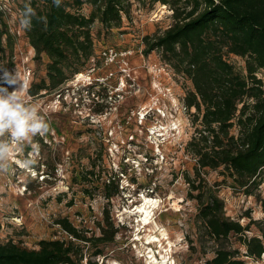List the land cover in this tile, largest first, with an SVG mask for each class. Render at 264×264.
<instances>
[{
	"label": "rangeland",
	"instance_id": "rangeland-1",
	"mask_svg": "<svg viewBox=\"0 0 264 264\" xmlns=\"http://www.w3.org/2000/svg\"><path fill=\"white\" fill-rule=\"evenodd\" d=\"M28 2L0 0L14 37L12 51L0 47V65L15 69L26 83L21 96L38 108L48 131L16 148L15 161L34 159L31 168L13 162L7 173H0V243L37 250L40 241L69 239L56 225L66 218L88 238L100 235L99 223L107 234L115 231L114 240L99 247L101 255L92 256V245L85 246L78 264L86 258L96 264H152L149 256L158 263L165 257L171 264L210 260L213 241L206 236L201 242L198 239L197 205L188 199L189 186L184 180L185 174L195 178V161L185 149L193 132V110L185 111L182 104L191 84L156 51L143 54L142 39L160 35L172 24L170 6L131 0L127 14H121L119 28L108 32L95 23V65L69 78L59 90L31 98L27 89L46 79L47 59L34 60V51L19 26L18 10ZM89 12L87 5L80 10L83 15ZM229 61L237 69L244 67L237 57ZM257 76L264 79V72ZM95 84L88 93L87 87ZM92 101L102 106L94 107ZM96 110L102 112L95 114ZM202 177L210 185L221 180L210 171ZM108 180L117 181L120 192L110 200L103 196ZM217 191L226 217L242 226L249 224L245 236L260 237L264 182L251 196L228 185ZM149 200L156 201L150 226L144 233L136 232L141 222L135 211L150 205ZM152 233L158 242L145 245ZM238 239L231 236L228 247L238 250L245 264H264V255L257 261L245 257Z\"/></svg>",
	"mask_w": 264,
	"mask_h": 264
},
{
	"label": "trees",
	"instance_id": "trees-1",
	"mask_svg": "<svg viewBox=\"0 0 264 264\" xmlns=\"http://www.w3.org/2000/svg\"><path fill=\"white\" fill-rule=\"evenodd\" d=\"M130 1L62 0L58 8L53 0H29L37 16L46 17V22L33 18L31 30H23L24 37L34 51V60L41 63L46 58L47 63L46 79L30 84L28 96L55 92L69 78L95 65L94 24L108 32L119 28L121 14H127ZM149 1L170 6L173 22L160 35L142 39L143 54L156 51L191 84L182 104L185 111L193 110V132L185 149L195 161V178L185 174L184 180L189 186L188 199L197 205L198 239L201 242L206 236L213 241V257L204 264H245L239 251L228 247L231 236L239 237L245 257L260 260L264 255V227L259 229L260 237L245 236L249 224L242 226L226 217L217 190L228 185L251 196L264 182V79L257 76L264 72V0ZM84 5L90 7L88 15L80 13ZM6 17L0 5V47L12 51L14 37ZM231 56L244 62L242 70L230 63ZM95 86L98 84L89 85L88 93ZM93 95L99 99L97 93ZM91 104L102 106L94 101ZM99 112L102 110L94 111ZM209 171L216 172L221 180L210 185L202 177ZM103 187L106 200L120 193L115 180H108ZM56 225L69 239L40 241L37 250L0 243V264H78L83 261L85 246L92 245V256H99V247L114 240L115 231L107 234L100 223V235L90 238L66 218ZM85 264L96 263L86 260Z\"/></svg>",
	"mask_w": 264,
	"mask_h": 264
},
{
	"label": "clouds",
	"instance_id": "clouds-1",
	"mask_svg": "<svg viewBox=\"0 0 264 264\" xmlns=\"http://www.w3.org/2000/svg\"><path fill=\"white\" fill-rule=\"evenodd\" d=\"M53 4L59 8L62 0H53ZM33 18L46 22V17H38L31 4L26 3L20 13V28L30 31ZM25 91L26 83L15 69L0 65V173H7L13 162L26 169L31 168L35 164L34 159L15 161L16 148L48 131L38 108L26 103L21 96Z\"/></svg>",
	"mask_w": 264,
	"mask_h": 264
},
{
	"label": "bare ground",
	"instance_id": "bare-ground-1",
	"mask_svg": "<svg viewBox=\"0 0 264 264\" xmlns=\"http://www.w3.org/2000/svg\"><path fill=\"white\" fill-rule=\"evenodd\" d=\"M147 202H149L150 205H147V207L142 205V207L140 208L139 211H135V213L139 214L138 215L140 217L139 222H141L140 227H139V225H137L138 228H137L136 232L142 231L144 233L146 231V228L150 226V223H151L150 221L152 220V216H151L152 215V209L155 208L156 201L149 200ZM132 213H134V211ZM145 225H147V226H145ZM161 236H163V239L165 238L164 233H161ZM138 239L139 238H137V240ZM146 240H147V243L145 245H150V244H154V243L158 242V239H156V237L153 235V233L148 235ZM166 253L168 254V250L166 251ZM148 258L151 259L152 262H150V263H152V264H155V263L156 264H171L170 259H166L165 257L161 258L159 263L156 262L152 256L151 257L149 256Z\"/></svg>",
	"mask_w": 264,
	"mask_h": 264
},
{
	"label": "built area",
	"instance_id": "built-area-1",
	"mask_svg": "<svg viewBox=\"0 0 264 264\" xmlns=\"http://www.w3.org/2000/svg\"><path fill=\"white\" fill-rule=\"evenodd\" d=\"M111 52H112V51H111ZM106 54H107V53L104 52V53H103V56H106ZM85 262H86V259L84 260V264H85Z\"/></svg>",
	"mask_w": 264,
	"mask_h": 264
}]
</instances>
